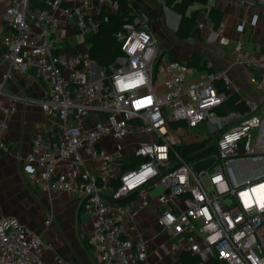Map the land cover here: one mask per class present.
Returning a JSON list of instances; mask_svg holds the SVG:
<instances>
[{
    "label": "built area",
    "instance_id": "2783aa9c",
    "mask_svg": "<svg viewBox=\"0 0 264 264\" xmlns=\"http://www.w3.org/2000/svg\"><path fill=\"white\" fill-rule=\"evenodd\" d=\"M40 1L11 0L4 14L9 70L0 79V151L18 148L8 134L17 108L2 103L5 82L16 70L34 68L47 88L40 107L49 124L33 138L25 179L45 196L80 198L94 223L89 242L96 264H155L149 249L156 237L143 233L137 218L128 223L130 206L148 209L154 190L156 224L171 240L162 245L172 264L185 254L199 264H264L262 102L248 100L245 112H221L226 95L218 84L231 88L228 71L190 81L186 62L161 49L146 11L118 34L122 54L111 74L95 71L89 51L58 54L57 36L75 26L91 38L121 10L119 2ZM241 3L264 7V0ZM199 28L207 27L201 22ZM218 31L219 43L229 46ZM234 53L264 98V54L251 55L241 44ZM197 145L206 156L186 160L182 152ZM211 158L216 163L210 170H194ZM249 170L259 172L248 178ZM52 223L48 214L45 224ZM49 249L38 232L0 211V264H66L58 256L48 260Z\"/></svg>",
    "mask_w": 264,
    "mask_h": 264
},
{
    "label": "crops",
    "instance_id": "0c3cea01",
    "mask_svg": "<svg viewBox=\"0 0 264 264\" xmlns=\"http://www.w3.org/2000/svg\"><path fill=\"white\" fill-rule=\"evenodd\" d=\"M140 1L150 10L155 6L161 9L157 15L148 12L143 5L138 11H146L151 15L153 33L161 49L171 58L188 62L194 54L204 56L208 66L215 71H228L232 81L231 88L228 90L240 97V103L244 108L247 109L248 100H259L264 107L263 96L249 82L250 70L237 64L234 53V46L241 44L243 49L251 55L264 54V7L247 8L241 3L242 0H209L211 6L215 5L222 12V23L219 28L223 29L224 36L230 40L229 46H223L219 43V29L216 32L208 27L203 30L198 27L188 39H179L174 33L179 26L180 16L173 10L165 8L164 0ZM36 4L41 5V1L36 0ZM10 5L11 0L0 4V79H3L9 70L3 61V39L7 30L3 18L6 8ZM133 9L136 8L133 7ZM88 51V38L84 37L75 26L63 30L57 36L56 52L58 54H81ZM190 69L188 74L190 81L201 79L208 72ZM4 92L6 96L2 103L13 102L17 108L9 122L8 134L10 139L18 142V148L10 154L0 151V166H5L6 173L21 187L20 191L23 194L27 190L24 186V184L27 186V183H24L26 180L22 171L24 160L31 151L35 134L42 126L49 124L48 117L40 107L41 101L46 98L47 88L34 68L24 67L22 71H14L12 77L6 80ZM11 159H13L14 167L9 165ZM29 186L33 188V209L35 210L33 223L19 215L4 212L1 206L0 211L17 217L24 225L40 234L43 242L50 248L46 255L48 260L58 256L66 264H96L93 248L89 242L94 223L84 214L80 198L64 194L48 197L35 186ZM16 192H19L17 187ZM157 194L152 193V201L148 209L138 210L135 204L131 205L128 223L130 224V220L135 217L143 233L156 237L150 242L149 249L155 264H172V261L164 256L167 248L162 245L171 240L156 224ZM48 214L53 215V223L50 226L45 224ZM160 245L162 249H159Z\"/></svg>",
    "mask_w": 264,
    "mask_h": 264
},
{
    "label": "trees",
    "instance_id": "16d2710c",
    "mask_svg": "<svg viewBox=\"0 0 264 264\" xmlns=\"http://www.w3.org/2000/svg\"><path fill=\"white\" fill-rule=\"evenodd\" d=\"M121 5V10L115 14H109L108 20L103 21L101 30L91 38H88L89 53L92 61L101 69H105L110 75L111 67L114 65L117 57L122 54L121 43L118 40V34L124 31V25L128 22H133L137 13L133 9L130 0H116ZM166 6L172 9L180 16V23L175 31V36L179 39L186 40L199 27L201 22L213 31H217L222 23V12L215 6L210 5L209 0H164ZM196 8L193 9V7ZM190 10V11H189ZM203 19V20H202ZM202 20V21H201ZM186 65L189 68L197 70H205L210 73L215 72L212 67L208 66V61L204 56L194 54ZM219 91L226 95V101L221 107V112L231 113L234 111L245 112L248 108H244L240 103V97L231 93L221 83L218 84ZM189 148L182 155L186 160H199L206 156V153H198L196 155H189L191 153ZM179 264H199V260L189 254L183 255ZM213 264H225L220 261H215Z\"/></svg>",
    "mask_w": 264,
    "mask_h": 264
},
{
    "label": "rangeland",
    "instance_id": "374dc122",
    "mask_svg": "<svg viewBox=\"0 0 264 264\" xmlns=\"http://www.w3.org/2000/svg\"><path fill=\"white\" fill-rule=\"evenodd\" d=\"M130 1L132 3L133 7H135L137 9V11L140 10V8L143 5V3L140 0H130ZM142 1H144V0H142ZM144 6H146V5H143L144 9H146L148 12H153L154 15H157L160 13L161 9L158 6H155L154 9L151 7V10L148 9L147 7H144ZM164 7L169 8L168 6H166V4ZM195 7L196 6H194L193 9ZM166 54H167V52H166ZM100 69L101 68L98 66L95 67V71L100 70ZM162 80H163V77H161V81ZM158 82H160V81H158ZM194 131L197 132L198 130L195 129ZM201 133L204 134L207 132L206 131L202 132V130H201ZM191 147H193V146H191ZM201 149H202V147L200 145H197L196 147H193V149H191V150L198 153L201 151ZM9 165L14 167L13 159H11V164H9ZM22 171H23L24 175L26 176L27 167L25 166V164L22 167ZM255 171L259 172L258 170H249L246 173L248 178L255 177L256 176ZM24 183H27V186L24 184V186L27 190H25V192H23V194H22L20 191L21 187L18 186V184L13 181V179L9 176V174L6 173L5 166H3V167L0 166V206L3 208L4 212L5 211L11 212L14 215L15 214L19 215L21 218L27 219L28 221H32V223H33V212H35V210L33 209V188H30L29 185H31V184H29V182L27 180ZM16 187L18 188V191H19L18 193L16 192ZM31 187H33V186L31 185ZM153 192L158 193L159 191L154 190Z\"/></svg>",
    "mask_w": 264,
    "mask_h": 264
},
{
    "label": "water",
    "instance_id": "95a60500",
    "mask_svg": "<svg viewBox=\"0 0 264 264\" xmlns=\"http://www.w3.org/2000/svg\"><path fill=\"white\" fill-rule=\"evenodd\" d=\"M215 163H216L215 159L211 158V159H207V160H204V161H201L195 164L193 168L197 173H202V172H206L210 170L214 166Z\"/></svg>",
    "mask_w": 264,
    "mask_h": 264
}]
</instances>
